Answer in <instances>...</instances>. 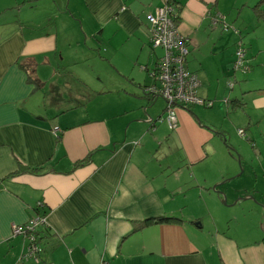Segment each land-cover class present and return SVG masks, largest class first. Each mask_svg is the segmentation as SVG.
Returning <instances> with one entry per match:
<instances>
[{
	"label": "crops",
	"instance_id": "1",
	"mask_svg": "<svg viewBox=\"0 0 264 264\" xmlns=\"http://www.w3.org/2000/svg\"><path fill=\"white\" fill-rule=\"evenodd\" d=\"M227 1L175 0L186 66L212 109L178 106L170 129L147 80L131 99L70 69L98 43L119 75L152 78L163 51L145 16L164 0H0V264H264V0L259 12L260 0ZM218 10L229 30L211 23ZM222 142L238 159L217 155ZM37 217L40 250L24 258L12 225ZM163 217L178 220L146 223Z\"/></svg>",
	"mask_w": 264,
	"mask_h": 264
},
{
	"label": "built area",
	"instance_id": "2",
	"mask_svg": "<svg viewBox=\"0 0 264 264\" xmlns=\"http://www.w3.org/2000/svg\"><path fill=\"white\" fill-rule=\"evenodd\" d=\"M174 11V5L170 3V0H164L161 7L145 16L149 25L151 46L162 49L163 53L150 73L154 83L145 86L143 92L151 96V99L161 98L164 101V120L170 129L177 126L176 107L193 104L211 106L210 101L201 99L197 95L200 81L196 73L189 71L186 66L188 39L180 33L177 24L174 23ZM224 19V15L215 13L211 17V23L219 24L227 30L228 25L224 23ZM234 55L233 71L243 74L248 72L250 67L246 59V48L240 42L237 43ZM228 86L231 87L232 83H228ZM59 132L58 127H53L54 136L58 137ZM238 133L244 134L241 129H238ZM41 223H43L42 218L37 217L21 225H12L13 235H21L27 242L23 253L24 258L36 259L37 257L40 247L36 233Z\"/></svg>",
	"mask_w": 264,
	"mask_h": 264
},
{
	"label": "rangeland",
	"instance_id": "3",
	"mask_svg": "<svg viewBox=\"0 0 264 264\" xmlns=\"http://www.w3.org/2000/svg\"><path fill=\"white\" fill-rule=\"evenodd\" d=\"M227 2H228L227 0H222L221 4L222 5L226 4V6H227ZM217 13L224 15L225 18L227 17V22L224 21V23L229 24L230 28H232V24L228 22L229 21L228 17H229L230 13L227 11H221V10H218ZM239 15H240V17H238V19H242L245 22L243 27L249 26V25L251 27H254L252 25V23H249L250 22V14L249 13L245 12V10H244ZM230 28H228L227 30H229ZM221 30L223 31L222 28H221ZM240 31H243V30H240ZM232 32L235 33L237 36V33L234 30H232ZM239 42L244 46V44L242 43L241 40L236 41L235 45H237V43H239ZM97 48H98V43H95V45H91V46L87 47V51H84V55L82 56V59L80 60V62L77 64L70 65V69L72 71H73L72 68L74 66H81L82 68H84L86 70V75H84L83 78H84V80H86L88 82L90 89H93L96 91L107 89L108 90L107 93H112V95H116V93H123V95L125 97L129 98V97H131L132 94L142 95V91L140 92V88L137 86L136 81L139 80L140 82H144V81L146 82V80H147L148 81L146 83L147 85H151L153 83L152 78H149L148 76H146V77L139 76V74L137 72H135L137 75L135 81H134V79L129 77L126 74V72H124V73L120 72L121 75H119L118 72L116 71V67H115L114 63H110L107 61L108 57L105 55V53H99L104 58H101L98 56ZM187 51H188V45H187ZM187 54H188V52H187ZM187 54H186V57H188ZM131 68H132V65H129L128 70L130 71ZM241 75H243V74L240 72L238 74V76H241ZM74 83L78 84L77 82L72 81L71 85H73ZM131 99H134V98L131 97ZM154 104L159 106L160 112H161V114H163L162 110L164 108V101L159 98L154 102ZM205 109L210 110V109H212V107L211 108L205 107ZM163 121H165V120H163ZM231 129H232V127L229 126V132H231ZM236 132H238V130ZM236 132H233V136H230L229 138L226 136L229 144L238 142V138H240V134L236 133ZM221 149H223L222 152H221V150L216 151L218 156H221V154H224V155H227L229 158L233 157L235 159H238L237 151L234 148L230 147V145H227V143L222 142V148ZM218 167L219 166L217 165V162H216L215 164H213V166L211 167V169L209 170L208 173H210V174L214 173L215 169ZM205 169L206 168H202V170H205ZM240 171H241V168H239V171L237 174H239ZM239 180H240V176L235 178L236 182ZM213 186L214 185H211L210 187H207V188H210L209 190L211 192H213V191H215L213 189ZM252 201H255L253 197H252ZM222 204H224V207H226L225 203L222 202ZM235 207H237V206H234L230 209H234ZM226 209H228V208H226ZM251 231H252V229H251Z\"/></svg>",
	"mask_w": 264,
	"mask_h": 264
},
{
	"label": "trees",
	"instance_id": "4",
	"mask_svg": "<svg viewBox=\"0 0 264 264\" xmlns=\"http://www.w3.org/2000/svg\"><path fill=\"white\" fill-rule=\"evenodd\" d=\"M262 1L260 0L255 6H254V9H255V12H259L260 10H259V8H258V6H259V4L261 3ZM170 3H172L173 5H174V8H175V11L173 12V14H174V16H173V21H174V23L175 24H178L179 23V13H180V6L177 4V3H175V0H170ZM259 15H260V17H262V18H264V14L263 13H259ZM229 26V25H228ZM222 29H224L223 27H221ZM224 30H226V29H224ZM234 31L235 32H239L238 31V29L235 27L234 28ZM242 45V44H241ZM236 47H237V45H236ZM236 47H235V49H236ZM234 53H235V51H234ZM234 58H235V55H234ZM234 61V60H233ZM233 63V62H232ZM250 67V66H249ZM250 69V68H249ZM33 81V80H32ZM143 89H144V87H143ZM144 95L145 96H147V97H149V99H150V97L151 96H149L147 93H144ZM156 99H159V98H156ZM161 99V98H160ZM165 104V103H164ZM187 106H189V105H187ZM206 107V106H205ZM209 107H211V106H209ZM208 108V107H207ZM163 119H164V117H163ZM82 163V161L81 162H79V163H77V164H81ZM33 171H37V170H39V168H34V169H32ZM175 220H178V219H175V218H170V217H163V218H153V219H148V220H146V223H157V222H162V221H175ZM37 234V233H36ZM37 236V235H36Z\"/></svg>",
	"mask_w": 264,
	"mask_h": 264
},
{
	"label": "water",
	"instance_id": "5",
	"mask_svg": "<svg viewBox=\"0 0 264 264\" xmlns=\"http://www.w3.org/2000/svg\"><path fill=\"white\" fill-rule=\"evenodd\" d=\"M147 119L150 120V121L152 120V118L148 114H147ZM213 189L216 190V187L214 186ZM223 203H225V202H223Z\"/></svg>",
	"mask_w": 264,
	"mask_h": 264
}]
</instances>
